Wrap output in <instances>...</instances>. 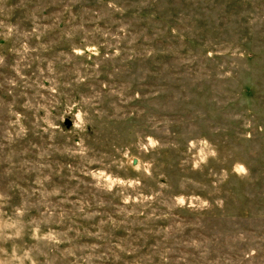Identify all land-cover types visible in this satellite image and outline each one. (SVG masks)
Returning <instances> with one entry per match:
<instances>
[{
	"label": "rangeland",
	"instance_id": "obj_1",
	"mask_svg": "<svg viewBox=\"0 0 264 264\" xmlns=\"http://www.w3.org/2000/svg\"><path fill=\"white\" fill-rule=\"evenodd\" d=\"M0 264H264V0H0Z\"/></svg>",
	"mask_w": 264,
	"mask_h": 264
}]
</instances>
